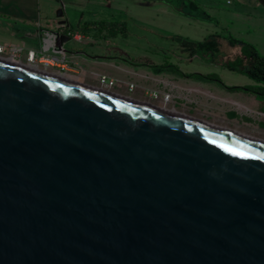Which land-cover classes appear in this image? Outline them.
<instances>
[{
	"label": "water",
	"instance_id": "1",
	"mask_svg": "<svg viewBox=\"0 0 264 264\" xmlns=\"http://www.w3.org/2000/svg\"><path fill=\"white\" fill-rule=\"evenodd\" d=\"M121 99L0 61V264H264V144Z\"/></svg>",
	"mask_w": 264,
	"mask_h": 264
},
{
	"label": "rangeland",
	"instance_id": "2",
	"mask_svg": "<svg viewBox=\"0 0 264 264\" xmlns=\"http://www.w3.org/2000/svg\"><path fill=\"white\" fill-rule=\"evenodd\" d=\"M235 1L239 3V0ZM235 1L232 6L224 8V11H229L228 17L219 16L217 25L206 23V26L214 31H205L204 38L196 44L188 39L191 30L185 28L187 23L183 21L194 20L173 11L168 13L176 18L141 16L132 19L116 13L115 5L112 10L87 5L79 7L82 10L66 8V15L57 18L56 11L59 8L54 10L52 6L42 3L39 23L46 27L42 38L38 37V29L35 26L22 28V23L19 24L21 27L16 28V24L0 16V45L5 47V56L9 48H22L23 64L29 49L54 56L66 52L68 65L73 64L79 72L78 77L92 74L112 79L115 82V87L112 88L122 92H113L115 95L129 99L137 98L152 107L201 123V126L215 127L264 144V98L244 91L226 90L228 87L253 89L258 85L242 73L237 63H233L239 57L241 46L250 45L259 54L264 55V15L236 16L231 12ZM243 1L246 4L252 2ZM73 4H76L75 0ZM254 10L259 11L256 7ZM186 12L193 13V10ZM259 12L264 14V11ZM60 21H66L67 24L59 25ZM95 21H108L109 24H101L100 27L96 24L97 27L90 29L87 35L80 30L83 25H94ZM110 23L114 25L111 26ZM116 24L118 28L111 35L109 29ZM14 26L15 30L12 29ZM98 28L102 29L99 31ZM8 31L13 35L7 34ZM76 32L82 35L81 42L72 40L71 35ZM45 40L47 41L44 42ZM78 52L89 58L95 57V64L89 63L92 60L87 62L80 58L76 62L69 60L68 54ZM98 58L107 59L102 62L98 61ZM39 67L42 68L40 65ZM124 68H134L139 73L147 71L167 81V85L161 83V88L164 87L166 94L170 96L169 100L162 101L164 93L158 91L160 87L142 82L140 77L124 74ZM46 70L64 74L66 77L73 75L66 71L62 73L57 68L48 67ZM180 73L187 77L181 76ZM79 79L85 80L84 77ZM120 80L131 83L134 86L133 91L127 92L129 85L119 82ZM94 86H99L98 78ZM98 90H101L100 87ZM151 91L160 93V99L149 97L148 93Z\"/></svg>",
	"mask_w": 264,
	"mask_h": 264
},
{
	"label": "crops",
	"instance_id": "3",
	"mask_svg": "<svg viewBox=\"0 0 264 264\" xmlns=\"http://www.w3.org/2000/svg\"><path fill=\"white\" fill-rule=\"evenodd\" d=\"M74 0H0V16L4 17L7 19L8 22H11L13 24H16V28L21 27L22 28H30L31 26H35L38 29V37L42 38V33L43 31L46 30V27L44 25H40L39 23V19H40V5L43 3L45 5L48 6H52L55 9L61 8L63 15H66V8H70V10L74 9L77 10L75 8H79L81 6H93V7H104L106 9H110L112 10V6L115 5L116 6V10H114L116 13H119L120 15H123L125 17H130L132 19H134V17H141V16H155V17H159L161 18V16H166L168 19L169 18H176L175 16L169 14L168 12L172 13L171 11L180 14L188 19H192V20H198L201 22H194V21H189V20H183L185 21V28H189L190 34L188 35V39H191L196 43H199V41H201L208 29H211V27H207L206 23H214V24H218L219 22L216 21L219 16H225L228 17V12L229 11H224V8H228L229 6H232V2L235 0H75L76 4H73ZM243 1V0H242ZM81 4V5H79ZM191 5H195L199 14L197 13V15H195L196 17H192L194 16L193 13H188L186 12V10H189L188 6ZM223 6V7H220ZM153 7H158V9H154ZM255 7L257 9H259V11H264V2L263 0H252L251 3L246 4L244 1L239 3L234 4V7L231 9V12L233 14L237 15H244V14H255V15H264V14H260L259 11L254 10ZM151 8V9H150ZM80 10H82L81 8H79ZM183 9V10H181ZM186 9V10H185ZM85 11V10H83ZM89 11V10H87ZM109 14H113L110 13ZM197 17H202L201 18H197ZM162 19V18H161ZM66 22V21H65ZM91 22V21H89ZM97 22V23H96ZM120 22V21H118ZM157 22H159L157 20ZM23 25L19 26V24ZM109 24L108 21H95L94 25H83L81 27V31L87 35L86 33H90V29L93 30L95 27H97V25L100 27L101 24ZM161 23H164L163 21H161ZM67 24V22H66ZM97 24V25H96ZM111 26H113L114 24H111ZM211 25V24H209ZM116 28H118L117 24L115 25ZM12 28V27H11ZM15 26L12 28L14 29ZM97 29V28H96ZM102 28H98V30L100 31ZM15 30V29H14ZM212 30V29H211ZM214 30H212L213 32ZM95 32V31H94ZM10 36H12V32L8 31V33ZM82 36V35H81ZM215 36V35H212ZM210 36V37H212ZM218 37V36H217ZM187 38V37H186ZM83 39V38H82ZM187 40V39H186ZM47 40H45L44 42H46ZM188 42L192 43V41L187 40ZM81 42V41H79ZM193 42V43H194ZM31 50V49H29ZM60 50V48H59ZM64 51V50H63ZM66 53V52H65ZM67 55V54H66ZM83 56V57H80ZM67 57V56H66ZM69 60L71 61H78V59L80 58L81 60L84 61H90L89 63L95 64V57L94 58H89L87 56H85L84 53H70L68 54ZM89 59V60H87ZM105 59V60H104ZM107 58H98V61H106ZM114 60V59H113ZM123 60V59H121ZM126 61V60H124ZM130 65V64H129ZM120 69H123L122 67H119ZM59 69V68H57ZM60 71V69H59ZM124 74H128L129 76H134V77H140L141 81L144 82H148V83H152L155 87H160L158 88L159 92H163L166 93L164 87L163 89L162 84L161 83H166V85L168 84L167 81L165 80H161L160 78H158L156 75H153L149 72H143V73H139L137 72L134 68H124ZM48 74L45 73V75H50V76H54V77H60L64 80H68L71 82H80L79 84L86 86V87H90V88H95L98 89L99 86H94V82L95 80H97L98 75L94 76L92 74H88L85 76V74H83L82 76L79 75L80 77H84V81H79L80 77H78V70L75 69L73 67V64L69 66V69L66 71L68 73H72V77H66L64 74H59L58 72H49L47 71ZM64 73V71L62 72ZM75 76V77H74ZM119 82L124 83L125 85H129L131 83H126L122 80H120ZM115 87V86H114ZM121 86H119L120 88ZM127 92H132L128 90V87L126 88ZM161 90V91H160ZM104 91L111 93L114 96L120 97L119 95H115L113 92H117L122 94V92L120 91H116L115 88H109V89H104ZM112 91V92H111ZM127 95V94H126ZM149 95V93H148ZM150 97V96H149ZM120 98H124L127 99L129 101H134V102H138L141 104H147L149 106H151L149 103H144L141 102V100L137 99V98H126L121 96ZM170 114H174L169 112ZM176 115V114H174Z\"/></svg>",
	"mask_w": 264,
	"mask_h": 264
},
{
	"label": "built area",
	"instance_id": "4",
	"mask_svg": "<svg viewBox=\"0 0 264 264\" xmlns=\"http://www.w3.org/2000/svg\"><path fill=\"white\" fill-rule=\"evenodd\" d=\"M72 40L79 42L82 40V36L79 33H73L71 35ZM5 47L0 45V61L11 60L14 63H22L21 58L23 54L22 48H9L7 56H5ZM25 63L29 66L33 65L34 67L45 70L48 67L50 68H59L61 72L67 71L69 65L67 62V57L65 53H61L58 56L54 55H45L44 52H36L34 50H27L25 55ZM39 65L42 67L40 68ZM98 84L101 90L109 89L115 86V82L112 79H107L105 76L98 77ZM134 86L129 84L128 90L132 91ZM149 96L153 99H160L161 94L155 91L149 92ZM170 96L166 93L162 95V101L167 102Z\"/></svg>",
	"mask_w": 264,
	"mask_h": 264
},
{
	"label": "trees",
	"instance_id": "5",
	"mask_svg": "<svg viewBox=\"0 0 264 264\" xmlns=\"http://www.w3.org/2000/svg\"><path fill=\"white\" fill-rule=\"evenodd\" d=\"M188 8L193 10L194 16L192 17H196L195 15H197V13L199 14L195 5L188 6ZM197 18L203 19L202 17ZM115 29L116 26L109 29L111 35L116 31ZM233 63H237L242 73L258 85L253 89H247L245 87H228L226 90L230 92L244 91L252 93L256 97L264 98V55L259 54V52L250 45H243L239 49V57L236 58ZM180 75L187 77L181 73Z\"/></svg>",
	"mask_w": 264,
	"mask_h": 264
},
{
	"label": "bare ground",
	"instance_id": "6",
	"mask_svg": "<svg viewBox=\"0 0 264 264\" xmlns=\"http://www.w3.org/2000/svg\"><path fill=\"white\" fill-rule=\"evenodd\" d=\"M20 67L23 68V69L32 70V71H35V72H36V70L30 69L29 67H25V66H20ZM42 74H45V73H42ZM54 78H55V77H54ZM56 78H58V79H60V80H64V79H62V78H60V77H56ZM64 81L69 82L68 80H64ZM101 91H102V90H101ZM103 92H106V91H103ZM106 93H108V92H106ZM108 94H111V93H108ZM111 95H112V94H111ZM112 96H114V95H112ZM115 98L118 99V98H120V97L115 96ZM122 99H123V100H126V99H124V98H122ZM122 99H121V100H122ZM127 101H128V100H127ZM144 106H146V107H148V108L157 109V110H160V111H162V112H167V113H169L168 111H163V110H161V109H158V108H155V107L149 106V105H147V104H144ZM169 114H170V113H169ZM170 115L175 116V117H177V118H180V119H182V120L190 121V122L195 123V124L198 123V122H196V121L186 119V118H184V117H182V116H178V115H174V114H170ZM198 124H201V123H198ZM209 128H210V129H214V130H218V131H220V132H224V133H227V134H230V135H233V136L241 137V138L246 139V140H251V139L246 138V137H243V136H241V135L234 134V133H231V132H229V131H224V130H222V129H218V128H215V127H209ZM252 141H253V140H252Z\"/></svg>",
	"mask_w": 264,
	"mask_h": 264
},
{
	"label": "flooded vegetation",
	"instance_id": "7",
	"mask_svg": "<svg viewBox=\"0 0 264 264\" xmlns=\"http://www.w3.org/2000/svg\"><path fill=\"white\" fill-rule=\"evenodd\" d=\"M3 62H7V63H9V64H15V65H17V66H25V67H29L30 69H33V70H36L37 72H42V73H46V74H48V72L47 71H45V70H40V69H38V68H36V67H34L33 65H27L26 63H14V62H12L11 60H5V61H3Z\"/></svg>",
	"mask_w": 264,
	"mask_h": 264
}]
</instances>
